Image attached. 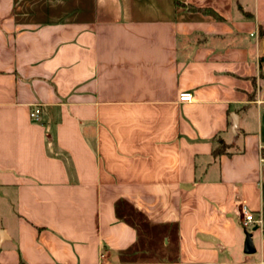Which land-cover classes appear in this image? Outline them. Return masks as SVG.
<instances>
[{
    "label": "crops",
    "instance_id": "1",
    "mask_svg": "<svg viewBox=\"0 0 264 264\" xmlns=\"http://www.w3.org/2000/svg\"><path fill=\"white\" fill-rule=\"evenodd\" d=\"M261 1L0 0V264H264Z\"/></svg>",
    "mask_w": 264,
    "mask_h": 264
},
{
    "label": "built area",
    "instance_id": "2",
    "mask_svg": "<svg viewBox=\"0 0 264 264\" xmlns=\"http://www.w3.org/2000/svg\"><path fill=\"white\" fill-rule=\"evenodd\" d=\"M181 102H192L193 95L190 93H183L180 97ZM41 114L40 107H36L32 112L30 113V118L33 121H39ZM262 162H264V156H262ZM241 215H242V225L245 230L250 229L253 226H257L261 228L264 231L263 227V220L261 217H256L252 211L246 206L242 205L241 207Z\"/></svg>",
    "mask_w": 264,
    "mask_h": 264
},
{
    "label": "water",
    "instance_id": "3",
    "mask_svg": "<svg viewBox=\"0 0 264 264\" xmlns=\"http://www.w3.org/2000/svg\"><path fill=\"white\" fill-rule=\"evenodd\" d=\"M238 130V118L236 115H233V127L232 131L236 135ZM256 252L254 242L252 239L251 233H246V241H245V253L248 255L254 254Z\"/></svg>",
    "mask_w": 264,
    "mask_h": 264
},
{
    "label": "trees",
    "instance_id": "4",
    "mask_svg": "<svg viewBox=\"0 0 264 264\" xmlns=\"http://www.w3.org/2000/svg\"><path fill=\"white\" fill-rule=\"evenodd\" d=\"M208 13H211L212 15L218 17V15H216V13H214L213 11H207ZM261 35H264V30L261 29ZM260 64L262 67H264V56H262L260 58ZM230 149V146L228 144H226L223 140L219 139L218 140V146L217 148L214 150V156L217 158V157H220L224 154H228V151Z\"/></svg>",
    "mask_w": 264,
    "mask_h": 264
},
{
    "label": "rangeland",
    "instance_id": "5",
    "mask_svg": "<svg viewBox=\"0 0 264 264\" xmlns=\"http://www.w3.org/2000/svg\"><path fill=\"white\" fill-rule=\"evenodd\" d=\"M261 9H262V14H264V2L261 1Z\"/></svg>",
    "mask_w": 264,
    "mask_h": 264
}]
</instances>
